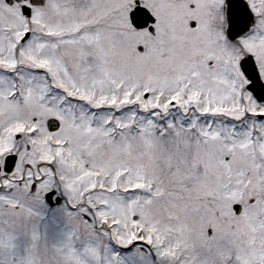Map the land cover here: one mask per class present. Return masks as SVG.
Instances as JSON below:
<instances>
[{
	"label": "snow or ice",
	"instance_id": "snow-or-ice-1",
	"mask_svg": "<svg viewBox=\"0 0 264 264\" xmlns=\"http://www.w3.org/2000/svg\"><path fill=\"white\" fill-rule=\"evenodd\" d=\"M0 264H264V0H0Z\"/></svg>",
	"mask_w": 264,
	"mask_h": 264
}]
</instances>
